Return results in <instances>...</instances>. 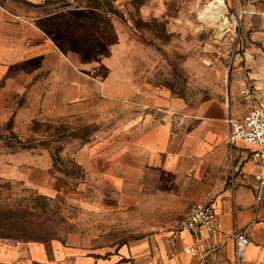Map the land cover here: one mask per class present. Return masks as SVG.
<instances>
[{
  "label": "rangeland",
  "instance_id": "374dc122",
  "mask_svg": "<svg viewBox=\"0 0 264 264\" xmlns=\"http://www.w3.org/2000/svg\"><path fill=\"white\" fill-rule=\"evenodd\" d=\"M253 1L244 13V0H101L90 5V24L70 21L56 42L64 53H107V74L115 66L124 73L103 76L113 85L166 89L190 106L226 99L228 86L234 117L242 118L250 107L264 110V12L256 11L264 0ZM89 35L106 43H83ZM89 57L71 62L103 74L105 62L91 66ZM69 69L60 60L51 71L57 77L28 73L0 84V232L107 254L141 238L134 233L143 221L117 207L113 189L98 187L75 157L112 136L130 109L86 89L88 78L83 102L65 105Z\"/></svg>",
  "mask_w": 264,
  "mask_h": 264
},
{
  "label": "crops",
  "instance_id": "0c3cea01",
  "mask_svg": "<svg viewBox=\"0 0 264 264\" xmlns=\"http://www.w3.org/2000/svg\"><path fill=\"white\" fill-rule=\"evenodd\" d=\"M6 1L0 4V84L9 85L16 75L24 78L28 73L57 77L52 69L66 60L70 69L65 105L83 102V83L88 78L86 89L94 88L104 99L130 109L112 136L84 146L75 158L86 173L99 179L98 187L113 189L117 207L143 223H137L139 231L134 233L141 238L107 254L58 240L0 232V264H235L231 237L236 231H245L251 238L239 264H262L264 197L255 198V176L262 169L253 149L243 143L226 144L228 116L243 118L234 117V98L229 96V106L223 97L190 106L166 89L144 93L123 79L113 85L104 77L124 73L115 66L107 74L110 59L105 52L64 53L56 42L58 29L76 20L90 24L86 20L92 13L90 5L101 0ZM62 4L72 7L56 11ZM260 5L256 11L263 14L264 4ZM93 36H86L83 43H106ZM75 55L91 56L87 59L91 66L92 61L105 62V71H87L82 62L77 66L71 62ZM198 203L213 206L217 230L211 237L204 234L201 251L192 256L185 250L192 246L193 237L185 232L174 235L170 225ZM211 248L216 249L214 255L209 253Z\"/></svg>",
  "mask_w": 264,
  "mask_h": 264
},
{
  "label": "built area",
  "instance_id": "2783aa9c",
  "mask_svg": "<svg viewBox=\"0 0 264 264\" xmlns=\"http://www.w3.org/2000/svg\"><path fill=\"white\" fill-rule=\"evenodd\" d=\"M253 0H244L243 12L246 13L249 4ZM263 3V1H261ZM229 132L226 144L233 147L237 143H243L250 147L252 156L259 162L261 172L255 176L257 185L255 187V198L260 201L264 197V110L260 107H250L247 114L241 119L236 120L230 116L227 118ZM216 212L209 203H198L191 206L181 219L172 221L170 225L174 235L185 232L193 237V244L185 250L188 255H198L202 249V239L204 234L207 237L217 230L215 225ZM234 244V262L239 264L244 256L249 244L250 235L245 231H236L232 235ZM264 246V245H263ZM215 248H211L209 253L214 255ZM264 264V257L263 263Z\"/></svg>",
  "mask_w": 264,
  "mask_h": 264
},
{
  "label": "water",
  "instance_id": "95a60500",
  "mask_svg": "<svg viewBox=\"0 0 264 264\" xmlns=\"http://www.w3.org/2000/svg\"><path fill=\"white\" fill-rule=\"evenodd\" d=\"M226 101H227V105L229 106V88H228V86H226Z\"/></svg>",
  "mask_w": 264,
  "mask_h": 264
}]
</instances>
